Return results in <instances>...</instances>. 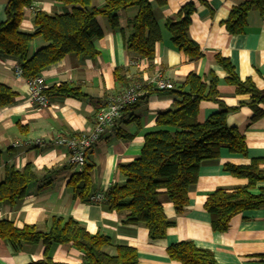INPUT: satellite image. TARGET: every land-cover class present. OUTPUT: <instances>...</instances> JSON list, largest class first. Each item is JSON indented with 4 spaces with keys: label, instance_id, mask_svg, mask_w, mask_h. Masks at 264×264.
Returning <instances> with one entry per match:
<instances>
[{
    "label": "crops",
    "instance_id": "0c3cea01",
    "mask_svg": "<svg viewBox=\"0 0 264 264\" xmlns=\"http://www.w3.org/2000/svg\"><path fill=\"white\" fill-rule=\"evenodd\" d=\"M5 1L0 0V20L5 18ZM243 1L164 0V4L159 5L151 0L161 39L154 45L151 64L141 68L130 67L134 54L126 48L130 33L128 21L137 9L123 10L116 27H110L107 20L100 17L103 35L96 40V56L66 55L40 71L50 105L47 109L26 101L25 81L16 77L13 69L19 64L18 59L0 55V82L17 92L14 102L0 107V180L6 169L20 170L27 164L36 175L22 199L14 204L0 202V219H8L16 227L36 225L47 230L52 217H71L90 234L108 236L112 242L107 247L110 253L118 244L134 247L139 264H179L168 258L166 248L181 240H190L196 246L210 250L218 264H264V204L233 215L224 231L212 229L210 216L204 208L206 196L212 190L218 187L233 189L248 182L245 177L226 171L225 164L247 165L251 159L259 158L263 159L260 169L264 171V106H261L263 114L253 117L249 95L235 93L234 86L225 81L226 71L215 59L216 55L227 58L240 80L250 79L258 89H264V12L249 11L240 33L231 34L223 25L232 7ZM103 2L91 0L95 6ZM186 3L195 6L188 35L202 51V57L196 60H189L174 48L164 26L165 20ZM36 10L60 13L64 7L57 0H32L25 9L21 30H35L32 17ZM41 45L42 40L35 37L29 45V53ZM118 68L124 70H116ZM157 71L168 76L174 88L189 72L206 81L213 73L218 78L220 101L228 108H235L226 115V123L237 127L243 134L246 153L221 148L217 157L201 162L196 182L188 192V204L177 213L171 203H164L169 226L162 238L151 239L143 222L128 221L123 213L110 211L102 203H91L73 195L68 181L81 168L70 165L68 150L54 145L52 139L58 133L77 135L88 131L107 95L120 92L126 86L118 79L123 74L126 79L137 76L146 82ZM62 83L77 87L81 95L56 92L53 88ZM174 98L173 93L145 89L143 96L122 112L114 130L92 145L86 152L84 163L90 173L91 193L104 191L113 182L124 181L118 165L139 154L143 135L154 128L158 113L173 107ZM218 109L217 102L200 101L198 121L202 122ZM36 139L43 144L26 143ZM13 142L18 145L12 146ZM263 188L264 179L257 181L250 192L257 194ZM45 256L64 264H84L81 252L71 243L52 245L44 252L41 241H26L13 247L0 239V264H28Z\"/></svg>",
    "mask_w": 264,
    "mask_h": 264
},
{
    "label": "trees",
    "instance_id": "16d2710c",
    "mask_svg": "<svg viewBox=\"0 0 264 264\" xmlns=\"http://www.w3.org/2000/svg\"><path fill=\"white\" fill-rule=\"evenodd\" d=\"M57 1L64 7L60 13L34 11L33 32L20 29L25 9L32 0L5 1V18L0 20V55L17 58L25 78L37 75L66 55L96 56L98 50L95 43L103 35L99 18L104 17L110 27H116L121 12L130 7H135L137 11L128 21L130 33L126 48L134 54L132 60L146 58L151 64L154 45L161 39V29L154 16L151 0H104L99 6L92 5L91 0ZM155 1L159 5L164 4V0ZM194 9L192 3H186L164 22L172 45L189 60L202 57L198 44L188 35L190 16ZM253 9L263 13L264 0H244L232 7L223 21L225 29L231 34L242 32L247 14ZM35 37L42 40V45L30 54L29 45ZM215 59L226 71L225 81L234 86L235 93L249 95L248 103L254 112L253 117L261 116L264 89H258L250 79L240 80L227 58L216 55ZM135 71L138 75V70ZM118 79L125 85H146L137 76L126 79L123 74ZM217 85L218 78L213 73L206 81L189 72L178 87L157 90L175 94L173 107L157 114L154 128L143 135L139 154L131 161L118 165L124 181L113 182L103 191L101 203L110 211L123 213L128 221L143 222L151 239L162 238L169 226L163 210L164 203H171L177 213L182 212L188 204V192L196 182L201 162L217 157L221 148L234 153H246L243 134L237 127L226 123V115L235 108L222 104ZM53 89L58 93L81 95L77 87H69L64 83ZM16 98L17 92L0 82V107L11 104ZM202 100L217 102L219 109L200 122L197 115ZM262 163L263 159L254 158L247 165H224L226 171L245 177L248 182L233 189L218 187L208 193L204 208L210 216L213 230L224 231L233 215L264 204V188L257 194L250 192L257 181L264 179V171L260 169ZM35 178L28 164L20 170L6 169L0 180V202L14 204L22 199L29 183ZM68 184L74 196L88 200L92 194L88 167L83 165L80 171L74 172ZM0 239L8 241L13 247L26 241H41L44 252L52 245L71 243L81 252L84 264H139L134 247L118 244L114 246V252L110 253L107 247L112 242L108 236L90 234L71 217H52L47 230L36 225L16 227L10 220L0 219ZM166 253L170 260L179 264H218L210 250L198 247L190 240L170 244ZM28 264L64 263L45 256Z\"/></svg>",
    "mask_w": 264,
    "mask_h": 264
},
{
    "label": "built area",
    "instance_id": "2783aa9c",
    "mask_svg": "<svg viewBox=\"0 0 264 264\" xmlns=\"http://www.w3.org/2000/svg\"><path fill=\"white\" fill-rule=\"evenodd\" d=\"M147 63L146 58H138L130 61V64L135 68H141ZM13 69L15 76L23 78L25 81L26 101L39 108H49L50 105L45 92L46 85L43 81L42 74L39 72L33 77L25 78L19 64H16ZM145 84V87H142L139 83H129L122 91L108 94L104 105L96 111L93 125L88 131L80 132L77 135L58 133L53 137L52 143L54 145L64 147L68 150V163L70 165L78 168L83 167L86 152L104 134L114 130L116 122L121 117L122 112L128 106L136 103L143 96L145 89L168 90L174 87L169 77L159 71L153 73ZM26 143L42 145L43 141L36 139ZM17 145L18 143L16 142L12 143V146ZM103 199V191L92 193L88 197V201L95 204L101 203Z\"/></svg>",
    "mask_w": 264,
    "mask_h": 264
}]
</instances>
